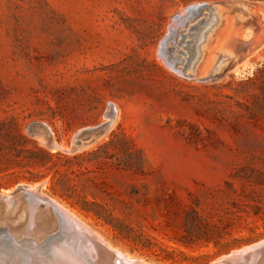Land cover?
I'll list each match as a JSON object with an SVG mask.
<instances>
[{"label": "rangeland", "instance_id": "obj_1", "mask_svg": "<svg viewBox=\"0 0 264 264\" xmlns=\"http://www.w3.org/2000/svg\"><path fill=\"white\" fill-rule=\"evenodd\" d=\"M202 1L220 0H0V122L23 133L28 147L67 155L124 136L141 165L137 172L108 162L67 179L54 172L65 167L57 159L37 181L4 175L0 193L40 186L110 246L149 264H204L263 239L264 194L244 176L264 173V0H240L259 23L246 55L198 80L224 49L215 45L228 17L201 44L202 69L193 78L170 69L158 46L173 15ZM35 121L52 147L30 130ZM102 122L108 126L98 138L70 151L76 130ZM121 149L107 147L123 159ZM184 215L227 223L228 245L182 246L185 255L173 261L125 232L141 226L158 245L178 246Z\"/></svg>", "mask_w": 264, "mask_h": 264}, {"label": "water", "instance_id": "obj_2", "mask_svg": "<svg viewBox=\"0 0 264 264\" xmlns=\"http://www.w3.org/2000/svg\"><path fill=\"white\" fill-rule=\"evenodd\" d=\"M242 7L248 10L251 5L240 0H220L185 6L182 12L173 15L166 34L160 39L158 55L173 71L193 78L195 71L202 69V62L196 68L198 58L190 50L196 30L213 19L217 20L218 14L224 17L231 11H241ZM246 21L254 22L247 18L240 23L234 18L227 35L238 30L242 37L237 38L236 43H230L231 38L224 41L229 53L237 59H242L251 47L246 29L254 30L255 25ZM222 59L223 55L219 54L198 80L215 77L224 68L218 66ZM107 126L108 122H102L76 130L70 139V151H79L88 146ZM29 128L33 133L43 134L47 145L52 147L43 123L32 122ZM21 210L25 214L24 226L18 231L12 229L14 233H11V239L19 244L27 258L26 264H149L139 258H128L117 248L108 245L53 198L41 194L40 186L20 184L0 193V211L4 215ZM204 264H264V238L229 250Z\"/></svg>", "mask_w": 264, "mask_h": 264}, {"label": "trees", "instance_id": "obj_3", "mask_svg": "<svg viewBox=\"0 0 264 264\" xmlns=\"http://www.w3.org/2000/svg\"><path fill=\"white\" fill-rule=\"evenodd\" d=\"M10 130V126L6 127V124L0 122V178L4 175H9L14 178V181L20 178L28 182L37 181L44 176V173L40 172L41 169L45 171L52 170L56 166L57 159H64L65 167L61 170L58 168L53 170L55 173L67 177V179H69L68 173H88L94 171V169L103 168L105 165H108V162H113L116 168L123 170L141 171L140 163H136L131 159L133 152L128 151L130 141L124 136L117 141L114 138H110L97 145L94 149L67 155L59 152L51 153L36 144L28 147L25 144L30 141L23 133L16 130L14 134H11ZM116 144L122 148L121 150L125 155L123 159L116 156L117 152H109L107 150L108 146ZM134 151L136 150L134 149ZM85 163H90L91 166L89 167ZM31 168H35V170ZM21 170L27 171L28 175L18 173ZM236 176L239 175L236 174ZM244 178L250 183L253 193L258 191V193L264 194V173L249 174L245 175ZM125 227L126 233L133 232L138 238L143 239L145 242L144 246H157L163 256L162 258H170L173 261L185 255V252L181 248L182 246L207 245L210 242L214 245L226 246L228 243L224 241V236L230 233L227 229V223H223L220 219L214 220L211 217L203 215H184L179 224L180 232L174 237V242L178 246L166 248L158 245L155 241V236L148 233L144 227L140 226L137 229L128 225ZM113 228L116 230V227ZM121 230L119 231L120 233L123 232Z\"/></svg>", "mask_w": 264, "mask_h": 264}, {"label": "bare ground", "instance_id": "obj_4", "mask_svg": "<svg viewBox=\"0 0 264 264\" xmlns=\"http://www.w3.org/2000/svg\"><path fill=\"white\" fill-rule=\"evenodd\" d=\"M240 10L241 11L238 13L235 12L232 15H226V16L224 15V17L221 14L220 15L218 14L217 20L213 19V21H210L206 25H203L202 27L196 30V32L194 33L191 39V41L193 42H192V45L190 46L192 55L197 56L198 58L196 65L200 61L202 52H203L201 44L210 40L211 38L210 33L212 32L213 28L215 27L217 28L218 26H221V25L225 26L227 19H228V22H227L226 30L223 31L222 33L220 32L221 34H219V37L216 39V45H215V49H217L220 46H222L224 49L217 52L213 60H215L219 54L223 55V59L220 61L218 65L219 67L225 64L227 61H228L227 64H230V63L233 64L241 60V59H237L236 56L229 53L226 45L224 44V41L228 38H231L230 43L232 42L236 43L237 38L242 37L241 32L236 30L235 32L232 31L227 35V29L231 27L232 23L234 22V18H236V20H238V22L240 23H243L245 22V20H247V18H250V20L254 22H247V21L246 22L255 25L254 30L246 29V31L249 32L250 38L248 39L252 41V38L255 36L256 32L259 29L257 27V24L259 23L257 21L258 19L255 20V18H253L252 15L254 12L251 8L247 10L245 9V7H242L240 8ZM213 60L210 61L211 63L209 62L210 64L209 63L207 64L208 67L212 64ZM194 76H196V71L194 73ZM24 217H25V214L23 210H21L18 213H14V214L10 213L8 215H4L3 212L0 211V264H26L25 261H27V258L24 257L25 254L23 253V251L20 250L19 244L14 239H11V235H12L11 233H14L13 230L18 231L19 229L23 228L24 223H25ZM94 233L98 237L102 238L98 233L96 232ZM107 244L110 245L108 242ZM128 258H131V257H128Z\"/></svg>", "mask_w": 264, "mask_h": 264}]
</instances>
